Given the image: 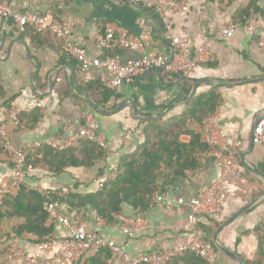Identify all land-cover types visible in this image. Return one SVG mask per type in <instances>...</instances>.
Segmentation results:
<instances>
[{"label": "crops", "instance_id": "crops-1", "mask_svg": "<svg viewBox=\"0 0 264 264\" xmlns=\"http://www.w3.org/2000/svg\"><path fill=\"white\" fill-rule=\"evenodd\" d=\"M251 1L192 0L187 13H170L165 19L155 12L156 0H0V4L7 7L12 15L27 12L49 14L62 24L71 40L85 48L92 58L104 56L105 51L99 47L97 36L110 25L118 30L117 40L121 36L119 31H127L130 39H138L143 44V51L149 57H170L174 49L172 41L177 37L185 41L187 56L192 57L196 49L209 40V52L213 59L200 64L189 78L192 88L194 80L214 83L199 84L195 94L219 87L223 102L215 117L209 121V128L224 132L223 137L218 136L217 148L237 145L236 166L245 174L247 183L241 184L231 177L226 180L221 196L222 212L213 216L216 224H208L215 227V232L221 228L217 234L218 242L239 256L242 264H262L259 262L264 258L261 260L258 254L264 241V148L254 145L252 139L256 122L264 117V51L256 39L243 33L226 39L216 37L217 32L233 22L237 13L247 8ZM256 4L260 12L250 19L264 28V0ZM116 47L120 50L118 56L123 60L139 56L118 45ZM65 57L61 53V42L50 34L38 36L31 26L21 32L13 17L0 18V121L6 123L13 144L25 147L38 142H52L57 138L64 139L77 133L83 123L86 124L88 113L93 115L100 134L109 144V151L91 167H69L60 173L53 172L43 155L37 153L46 146L28 153H37L38 162H30L34 169L28 174L26 187L62 197L69 193L62 195L63 188H76L79 194L84 195L100 190V185L105 184L111 171L118 167L120 158L133 154L144 144L148 123L157 119L164 121L182 113L185 104L191 100L187 98L192 92L185 97L170 72L153 69L137 76L132 84L111 89L119 97L112 98L107 107H102L86 94L76 91L74 81L78 84L100 81L104 85V79L111 78L110 72L91 69L82 73L75 62L66 61ZM80 98L89 99L109 112H93L80 102ZM132 102L138 117L131 107ZM120 105L123 108L117 112ZM11 106L19 108L25 116L38 110L41 119L33 125L24 121L20 127L14 128L7 116ZM182 139L188 141L189 137ZM199 159L204 160L200 162ZM198 161L200 166L197 172L185 174L160 188V194L169 202L165 206L153 203L137 216L146 221V227L137 235L129 237L124 234L117 224V214H114L113 223L109 224L103 219L106 238L123 246L131 258L143 256L154 249L189 244L192 236L185 225L190 209L180 205L178 199L192 200L219 174L212 157L199 155ZM246 164L253 170H248ZM0 185L10 189L14 187L12 164L2 150ZM62 208L69 214L66 207ZM73 214H79L88 228L96 226L99 216L91 208L77 210ZM118 214L126 217L137 215L128 206H124ZM200 217L199 220L202 219ZM23 223V219H13L2 224L0 242L3 247L0 249L7 251L8 245L14 243L26 252L37 255L36 245L29 236L8 241L10 235L14 236V227ZM46 225L52 228L50 236L57 242L68 238L60 225ZM98 253V250L92 249L81 259L65 264L90 262L96 260ZM220 255L221 264H239L222 253ZM108 260L103 262L108 264ZM116 263L122 264L120 261Z\"/></svg>", "mask_w": 264, "mask_h": 264}, {"label": "built area", "instance_id": "built-area-1", "mask_svg": "<svg viewBox=\"0 0 264 264\" xmlns=\"http://www.w3.org/2000/svg\"><path fill=\"white\" fill-rule=\"evenodd\" d=\"M192 0H156L154 9L157 15L165 19L170 13H187L189 4ZM13 17L19 31L23 32L27 26H31L39 34H50L61 42V53L72 59L78 64L80 71L86 73L91 69L107 70L110 72L111 78L104 79V85L109 89H117L122 85L132 84L137 76L143 75L153 69L167 70L171 74L184 73L191 74L200 64L213 59V55L209 52V40H206L197 49L192 57L187 56L185 41L181 38H174L172 43L174 46L172 55L165 57H149L144 53L143 44L138 39H130L128 32L121 30L120 39H116L117 29L110 25L104 33L97 36V43L103 50H110L118 45L122 49L132 51L139 56L137 58L123 60L120 56H108L92 58L88 55L85 48L74 43L69 33L64 29L62 24L50 17L49 14L42 12H27L22 15H12L7 7L0 4V18L8 19ZM237 33H243L248 37L256 39L258 46L264 51V28L252 19L247 20L244 24L231 22L227 26H223L216 34L217 38L226 39ZM21 110L15 106H11L8 110V122L14 128L22 125ZM215 117V116H214ZM213 117V118H214ZM208 119L204 122L203 135L205 141L213 148L208 152V156L215 159L219 168V174L206 186L204 190L197 193L192 200L186 201L179 198L178 203L185 205L190 209L187 218L186 230L192 236V241L186 245L176 246L170 249H154L149 253L131 258L114 240L107 239L105 236L104 220L97 216L96 226L93 228L86 227L82 222L79 214L69 215L66 213L60 202L45 201L44 210L48 214L46 222L49 225H60L67 233L68 238L62 241L55 239H46L36 245L37 255L30 254L11 243L7 247L5 264H65L66 262H74L81 259L92 249H108L111 258L108 264H169L173 259L191 252L197 257L202 258L207 264H221V255L215 247L205 241L201 232L196 230L197 217L200 214L215 216L222 212V194L226 180L233 178L236 182L246 184L245 174L237 169V145H222L217 148L218 136L223 137L222 130H212L209 128ZM86 124L77 133L72 134L64 139L57 138L47 142H38L34 145L25 147L15 146L13 144L11 134L6 123L0 121V150H2L12 164L14 187L7 188L0 185V205L8 196L16 195L22 186H27L28 174L34 169V165L28 162L27 154L43 146L65 151L76 147L81 140H87L95 143L101 150L109 151V144L103 135L99 132L91 113L86 116ZM254 145L264 148V117L260 118L254 127L253 139ZM204 159H199L203 161ZM197 172V171H195ZM194 173V172H193ZM192 172L186 174L192 175ZM117 176V168L111 171V175L106 179L105 183L112 181ZM104 183L100 185L102 189ZM69 192L68 188L62 189V195ZM169 201L160 194L158 190L152 198V203L157 206H165ZM117 224L120 225L124 234L134 237L143 228L146 227V221L142 217H126L117 214ZM51 237V236H50Z\"/></svg>", "mask_w": 264, "mask_h": 264}, {"label": "trees", "instance_id": "trees-1", "mask_svg": "<svg viewBox=\"0 0 264 264\" xmlns=\"http://www.w3.org/2000/svg\"><path fill=\"white\" fill-rule=\"evenodd\" d=\"M257 1L252 0L249 6L237 13L234 22L244 24L253 14L260 12ZM38 36H42L36 32ZM47 36L49 34H46ZM45 36V34H44ZM117 47L104 50V56H118L120 50ZM119 48V47H118ZM66 61L75 62L78 69L79 64L72 58L66 56ZM177 80L179 88L185 97L189 96L192 90L190 74H172ZM75 90L84 93L94 100L99 106L107 107L112 98H118L115 90H111L100 81L87 84L76 83ZM88 109H92L85 99H79ZM10 102V101H9ZM223 98L219 87H211L206 92L195 94L185 104V109L179 115L163 119H157L148 123L145 130V142L133 154L124 155L120 158L117 167V176L114 180L104 184L103 188L92 194H79L76 188H71L69 193L62 197L51 193H39L25 186H22L14 197H6L0 205V227L5 221L23 219V224H17L11 238H33V244L37 245L46 239H50L51 227H47L48 214L44 210L45 201H58L66 207L70 215L77 210L91 208L106 222H115L113 215L121 213L124 206L136 211V216L144 213L152 206V198L162 186L178 178L183 177L187 172H195L199 169L198 156H208L213 148L206 143L203 135L204 122L213 118L222 105ZM11 103V102H10ZM10 103L8 105H10ZM9 108V107H8ZM36 110V109H35ZM35 112V111H34ZM29 113L26 116L21 113V122L30 125L36 124L41 118L39 111ZM37 113V114H36ZM85 126V123H83ZM189 137L184 141L183 137ZM44 160L51 166L53 172L60 173L69 167H91L94 163L104 157L105 151L101 150L95 143L81 140L76 147L65 151H58L51 148L38 150ZM36 154H27L28 162L38 161ZM201 220L197 217L196 230L201 232L205 241L214 245L213 234L215 227L208 223H215L213 216L200 214ZM218 225V224H217ZM52 239V238H51ZM1 241V235H0ZM3 243L0 242V248ZM261 260L264 258V241L259 249ZM6 249H0V264H5ZM96 260L79 261L76 264H106L111 254L108 249H100ZM103 258V260H102ZM259 263L264 264V261ZM169 264H207L205 260L197 257L191 252L173 259Z\"/></svg>", "mask_w": 264, "mask_h": 264}, {"label": "water", "instance_id": "water-1", "mask_svg": "<svg viewBox=\"0 0 264 264\" xmlns=\"http://www.w3.org/2000/svg\"><path fill=\"white\" fill-rule=\"evenodd\" d=\"M201 83H202V84H209V85H213V84H214V83H212L210 80H208V81H205V80H202V79H201V80H194L191 95L187 98V100H190L191 97L196 93V90H197L199 84H201ZM187 100H186V101H187ZM87 101H88V103L90 104V106H91L92 108H94L95 110H97V111H99V112H101V113H108V112H109V111H107V110H105V109L99 107V106H98L97 104H95L93 101H91V100H89V99H87ZM182 102H184V101H182ZM131 107L133 108V111H134V114L136 115V117H138V112H137V109L135 108L134 102L131 103ZM122 108H123V105H120V106H119V109L116 110V111L118 112V111L121 110ZM245 166H246V168H247L248 170H250V169L253 170V167H251L249 164H246ZM220 230H221V228H219V229L215 232V234H214V236H213V242H214V245L220 250V252H221L222 254L228 256L229 258L233 259V260L236 261L237 263L242 264V261H241V259L239 258V256H237L235 253H233V252L230 251L229 249L225 248L223 245H221V244L218 242L217 234L220 232Z\"/></svg>", "mask_w": 264, "mask_h": 264}]
</instances>
